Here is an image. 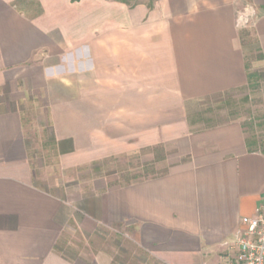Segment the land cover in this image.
Listing matches in <instances>:
<instances>
[{
  "label": "crops",
  "instance_id": "1",
  "mask_svg": "<svg viewBox=\"0 0 264 264\" xmlns=\"http://www.w3.org/2000/svg\"><path fill=\"white\" fill-rule=\"evenodd\" d=\"M250 71L264 73V0H0V264H113L91 248L107 232L155 264H227L264 203V153L237 121L194 119ZM44 131L48 187L30 154ZM155 149L160 175L97 174Z\"/></svg>",
  "mask_w": 264,
  "mask_h": 264
},
{
  "label": "rangeland",
  "instance_id": "2",
  "mask_svg": "<svg viewBox=\"0 0 264 264\" xmlns=\"http://www.w3.org/2000/svg\"><path fill=\"white\" fill-rule=\"evenodd\" d=\"M242 42H250L251 37L242 32ZM258 55L248 53L245 61L250 64ZM251 73V71H250ZM239 90L222 94L206 102L202 113L194 120L202 127L239 122L245 132L246 139L253 143V150L264 153V76ZM35 142L31 150V163L39 184H53L61 179L56 169V158L47 138L46 131L34 133ZM152 159L139 155H124L101 162L97 174H104L116 179L119 183H130L139 179L157 176L165 172L164 153L155 149ZM115 236L112 232L103 233L92 238V249H105L111 255L113 264H155L135 249L129 239V233ZM76 248H82V243L76 241Z\"/></svg>",
  "mask_w": 264,
  "mask_h": 264
},
{
  "label": "built area",
  "instance_id": "3",
  "mask_svg": "<svg viewBox=\"0 0 264 264\" xmlns=\"http://www.w3.org/2000/svg\"><path fill=\"white\" fill-rule=\"evenodd\" d=\"M253 19L250 8H245L236 17V27L240 30L250 28ZM241 224L236 253L227 264H264V203L254 217L243 218Z\"/></svg>",
  "mask_w": 264,
  "mask_h": 264
},
{
  "label": "trees",
  "instance_id": "4",
  "mask_svg": "<svg viewBox=\"0 0 264 264\" xmlns=\"http://www.w3.org/2000/svg\"><path fill=\"white\" fill-rule=\"evenodd\" d=\"M120 1L126 2L128 0H120ZM260 58H261V56H258V59H260ZM263 76H264V74H263ZM258 77H259V74L257 72L248 73L247 74V83L248 84H251L252 82L254 83ZM246 146L248 147V150L256 151V150H253V143L249 142L247 139H246Z\"/></svg>",
  "mask_w": 264,
  "mask_h": 264
}]
</instances>
